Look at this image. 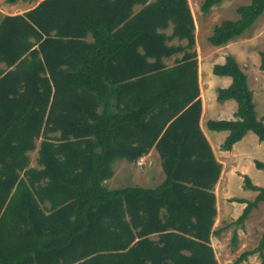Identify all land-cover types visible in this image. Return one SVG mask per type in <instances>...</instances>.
Here are the masks:
<instances>
[{
	"label": "trees",
	"instance_id": "1",
	"mask_svg": "<svg viewBox=\"0 0 264 264\" xmlns=\"http://www.w3.org/2000/svg\"><path fill=\"white\" fill-rule=\"evenodd\" d=\"M19 1L33 0H5ZM222 2L203 0L199 9L207 14ZM235 12L237 19L214 26L212 47L241 37L264 13V0ZM212 74L231 79L217 100L237 105L234 120L206 123L228 132L220 150L230 151L248 132L264 141V123L234 58L226 56ZM200 116L188 0H42L3 16L0 264H218L210 237L224 229H214L222 165ZM151 149L164 175L160 184L104 186L114 161L135 163ZM33 151L37 167H30ZM242 182L256 195L229 199L245 204L234 222L240 226L264 203V187L247 176ZM263 247L264 230L261 264Z\"/></svg>",
	"mask_w": 264,
	"mask_h": 264
},
{
	"label": "rangeland",
	"instance_id": "2",
	"mask_svg": "<svg viewBox=\"0 0 264 264\" xmlns=\"http://www.w3.org/2000/svg\"><path fill=\"white\" fill-rule=\"evenodd\" d=\"M40 0H33V3ZM203 0H188L190 8L192 10L193 18L196 25V35L198 40H202V44L207 42L209 47H212L208 41V35H211L212 30L215 25L219 24L222 20L229 19L235 20L238 18L235 9L240 5H246L249 0H223V2L217 6L212 7L209 13L202 14L199 7ZM26 2H16L14 4L6 3L5 0H0V19L2 17L1 11H6L11 7H17L21 5H26ZM5 5V6H4ZM4 8V10H3ZM137 9V8H136ZM206 51L203 46H198L197 49L200 60L202 73L208 76L213 75L211 68L213 65L222 64L225 61L226 56H232L238 66L241 69L246 68V81L249 90L252 93V99L254 104L255 113L259 108H264V71L259 69L260 66V52L264 53V13L255 21V23L239 38L228 43L227 45ZM216 63V64H215ZM215 77V75H213ZM256 78V80H253ZM211 89V86L208 87ZM221 110L219 116L226 119L228 117L226 106H217ZM224 107V108H222ZM259 115L263 116L260 112ZM37 146L39 141L36 142ZM236 147L241 149L243 155V161L246 163L242 166V175L238 176H226V180H223L221 189L226 187L228 189L227 196L233 198H244L246 200H252L256 192L251 190H246L243 188L242 179L247 176L251 183L258 187H264V170H259L255 167V161L264 163V141L260 142L256 135L248 132L244 138L236 144ZM222 151V150H220ZM225 152V151H222ZM30 156V167H36V151L29 153ZM117 163V162H116ZM121 163L115 164L118 166ZM148 160L144 166L135 165L132 166L134 171L142 174V177H138V184L143 181V177L146 176L143 173H150L148 177H152L147 184L144 185L145 188H154L159 182L158 178L162 179L164 176L162 172H158V165ZM142 166V167H141ZM140 167V168H139ZM160 168V167H159ZM124 176L118 180L117 185H112V182L105 183L104 186L107 189H115L129 186L127 182L130 181L129 168H123ZM161 171V170H160ZM135 173L134 175H137ZM146 176V177H147ZM147 177V178H148ZM149 179V178H148ZM126 183V184H125ZM220 190V189H219ZM225 191V190H224ZM225 195V194H223ZM221 198H219V204L221 203ZM223 200V205L219 206L220 214L216 217L214 223V229H223L221 234L214 236V247L216 249V260L218 264H231L240 254L250 250H256L254 254L248 256L245 261L241 264H261L262 257L260 252L257 251L262 232L264 230V203H259L258 208L250 213L247 220L242 226L236 225L234 222L240 216L242 209L239 203L236 202H226ZM226 209L232 211L227 212L226 218L224 214L221 213L223 206ZM245 205V204H244ZM236 234V239L233 242V235ZM262 254L264 255V247L262 249Z\"/></svg>",
	"mask_w": 264,
	"mask_h": 264
},
{
	"label": "crops",
	"instance_id": "3",
	"mask_svg": "<svg viewBox=\"0 0 264 264\" xmlns=\"http://www.w3.org/2000/svg\"><path fill=\"white\" fill-rule=\"evenodd\" d=\"M40 1H42V0H40ZM40 1H37L33 4H31L32 2H26L27 3L26 5L11 7L6 11L3 8L4 11H1V15L3 17V16H13V15H17V14H22V13L34 8ZM209 36L210 35H208V37ZM198 46H203V49H205L206 51L213 49L212 47H209V45H207V42L205 44H202V40L201 41L198 40L197 35H196V25H195V48H198ZM217 49L218 48H215V50H217ZM196 52H197V61H198L199 98L201 100V116H200L199 126H200V129H201L203 135L205 136V138L207 139V141L211 147V150H212V153H213L215 159L222 165L219 180H218V182L214 188V193L216 196V209H217V216L216 217H218V215L220 214L219 206L223 205V200L228 202L229 199L233 198V197L229 198L227 196L228 189L226 187V184H225V188H224L225 191L223 190V188L222 189L220 188L222 186V184H224L223 180H226V178H227L226 176H228V175L234 176L235 174H238V176L239 175L241 176L242 172H241L240 168L242 166H244L246 163L242 159L243 155H242L241 149L239 147H236V144L239 143L240 141L237 142L232 147V149L230 151L222 152V151H220V146L224 142L225 138L227 137L228 132H226V131H220V132L210 131L206 127L207 121L234 120L235 119L234 113L236 111L237 105L233 100H227L224 102H219L217 100V90L227 88L231 83V79L229 77H218V76L214 77L213 75L208 76L207 74L204 75L202 73L203 65L201 67V60H200L197 49H196ZM165 61H166V64H168V65L171 64V62H172L171 59L165 60ZM213 66H212V68H213ZM212 68H211V71H212ZM242 70L244 72H246V68L242 69ZM262 79H264V78H262ZM253 80H256V78H253ZM209 86H211V89L208 88ZM217 106H226V110H227V114H228V117L226 119L219 116L221 113V110ZM222 108H224V107H222ZM260 112L263 114V116L259 115ZM256 116L259 120H261L264 123V108L261 107V108H259V111L256 110ZM141 158L144 161V164L142 166H144L148 160H151L153 163L158 165V172L159 173L162 172V171H160L161 167H160L159 156L154 149H151L146 155H143ZM116 162L117 163L119 162L121 164H119L118 166H115V164H117ZM133 164L134 163H130L125 159L114 161L111 164V170H112L113 175L110 179L104 181V184L105 183L107 184L108 182H112L113 183L112 185H117L115 187H118L119 186L118 180L124 176L123 168L128 167L129 168L130 181L127 182V185H129V186L136 185V186H140V187L145 188L144 185L147 184L148 181L152 177L151 178L148 177L147 175H149L150 173L145 172L143 174L146 175L149 179L146 176H144L143 181L140 182L141 184H138V181L140 180V179L138 180V177L139 178L142 177V174H139V173H137L138 171H134L132 169ZM155 164H154V166H155ZM135 173H137V175H134ZM163 179H164V177L162 179L158 178L159 184L163 181ZM115 189H117V188H115ZM223 194H225V195H223ZM219 198H221V201H222L220 204H219ZM239 199H244V198H239ZM244 200H246V199H244ZM226 202H224V203H226ZM239 205H240V208L243 210L245 205L244 204H239ZM232 210H233L232 207L230 208V210L226 209V206L224 204V206L221 210V213L224 214V217L226 218L227 212L231 213ZM210 246L213 249L215 259H216L217 255H216V249L214 247V236L210 237Z\"/></svg>",
	"mask_w": 264,
	"mask_h": 264
},
{
	"label": "built area",
	"instance_id": "4",
	"mask_svg": "<svg viewBox=\"0 0 264 264\" xmlns=\"http://www.w3.org/2000/svg\"><path fill=\"white\" fill-rule=\"evenodd\" d=\"M135 164L140 166V165L144 164V161L142 160V158H139L136 160Z\"/></svg>",
	"mask_w": 264,
	"mask_h": 264
}]
</instances>
